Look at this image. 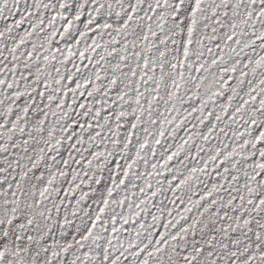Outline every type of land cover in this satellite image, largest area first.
Segmentation results:
<instances>
[{"label": "snow or ice", "instance_id": "obj_1", "mask_svg": "<svg viewBox=\"0 0 264 264\" xmlns=\"http://www.w3.org/2000/svg\"><path fill=\"white\" fill-rule=\"evenodd\" d=\"M0 264H264V0H0Z\"/></svg>", "mask_w": 264, "mask_h": 264}]
</instances>
